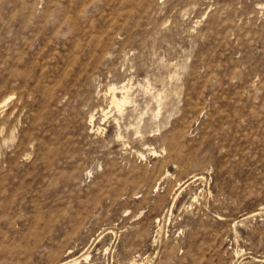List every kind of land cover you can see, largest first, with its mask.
<instances>
[{"label": "rangeland", "instance_id": "rangeland-1", "mask_svg": "<svg viewBox=\"0 0 264 264\" xmlns=\"http://www.w3.org/2000/svg\"><path fill=\"white\" fill-rule=\"evenodd\" d=\"M0 264H264V0H0Z\"/></svg>", "mask_w": 264, "mask_h": 264}, {"label": "bare ground", "instance_id": "bare-ground-1", "mask_svg": "<svg viewBox=\"0 0 264 264\" xmlns=\"http://www.w3.org/2000/svg\"><path fill=\"white\" fill-rule=\"evenodd\" d=\"M125 87V86H124ZM112 89V88H111ZM116 89V88H115ZM122 89V88H121ZM120 89V90H121ZM124 90V89H123ZM112 91H115L114 89H112ZM110 91V92H112ZM127 91V90H126ZM122 92V91H120ZM128 92V91H127ZM117 93V92H116ZM126 93V92H125ZM122 95V94H121ZM126 95V94H125ZM110 99V98H109ZM128 98L126 96H121V97H117V94H115V92H113L112 96H111V107L113 108V106L115 107V109L117 110L118 113L122 112V108H124V106L129 102V100H127ZM3 102V101H2ZM113 105V106H112ZM106 115V114H105Z\"/></svg>", "mask_w": 264, "mask_h": 264}]
</instances>
